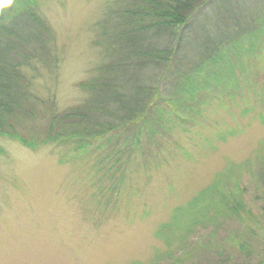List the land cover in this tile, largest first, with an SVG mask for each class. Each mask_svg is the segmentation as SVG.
<instances>
[{
	"label": "rangeland",
	"instance_id": "rangeland-1",
	"mask_svg": "<svg viewBox=\"0 0 264 264\" xmlns=\"http://www.w3.org/2000/svg\"><path fill=\"white\" fill-rule=\"evenodd\" d=\"M32 1L58 63L25 71L36 95L66 109L84 100L80 83L102 64L93 41L107 0ZM257 25L225 46L213 73H196L194 95L174 92L184 119L163 102L157 123L147 120L152 135L136 144L121 130L106 134L108 146L77 153L0 137V264H264V22Z\"/></svg>",
	"mask_w": 264,
	"mask_h": 264
},
{
	"label": "trees",
	"instance_id": "trees-1",
	"mask_svg": "<svg viewBox=\"0 0 264 264\" xmlns=\"http://www.w3.org/2000/svg\"><path fill=\"white\" fill-rule=\"evenodd\" d=\"M242 1L107 0L93 41L102 64L80 83L84 100L56 110L52 99L35 94L34 75L26 74L39 63L51 72L57 67L50 25L32 0H0V137L77 153L107 145L109 132L121 130L133 144L151 136L147 120L165 113V101L174 118L184 119L173 108L174 92L194 95L196 73H213L225 46L264 22V0ZM235 10L248 19L235 18ZM189 51L190 58L179 56ZM112 179L108 191L115 193L120 183Z\"/></svg>",
	"mask_w": 264,
	"mask_h": 264
}]
</instances>
